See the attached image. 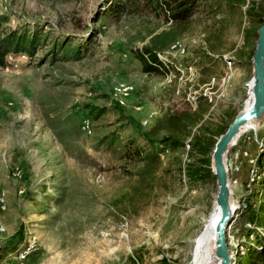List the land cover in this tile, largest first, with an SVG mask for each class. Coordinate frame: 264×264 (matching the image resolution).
<instances>
[{
	"label": "rangeland",
	"instance_id": "1",
	"mask_svg": "<svg viewBox=\"0 0 264 264\" xmlns=\"http://www.w3.org/2000/svg\"><path fill=\"white\" fill-rule=\"evenodd\" d=\"M110 1L0 0L6 27L43 36L32 59L0 67V264H192L217 193L214 176L188 177L192 143L199 132L216 142L247 109L252 64L243 52L254 51L261 20L246 11L263 16L264 0L199 12L180 27L142 2L116 22L101 19ZM162 32L175 37L160 55L162 75H146L130 51ZM64 45L81 59L64 57ZM193 114L194 125L170 128L178 150L162 143L166 116ZM263 120L225 154L232 264L264 261H245L264 250ZM152 149L158 159L143 161Z\"/></svg>",
	"mask_w": 264,
	"mask_h": 264
},
{
	"label": "trees",
	"instance_id": "2",
	"mask_svg": "<svg viewBox=\"0 0 264 264\" xmlns=\"http://www.w3.org/2000/svg\"><path fill=\"white\" fill-rule=\"evenodd\" d=\"M139 2H142V6L144 8L156 13L160 12L169 25L180 27L183 22L188 21L199 12H201L203 15H206L215 14L221 9H241L243 4L246 3V0H111L110 6L104 11V13L100 14V17L101 19L106 17L107 21L116 22L121 16L134 13L132 10L126 9L127 5L135 6L136 8L138 7ZM248 8L249 9L246 11L247 16L252 18L257 17L260 21L262 15L252 14L255 9L254 6L252 5ZM136 12L137 11H135V13ZM8 22L9 17L7 14L0 13V67H5L8 64L6 61L7 57L17 60L20 58V56H24L25 58L32 59L43 42V36H41L39 32H35L30 35L26 31H21V29L17 26L6 27ZM171 35L172 34L169 32H162L157 35L148 36L149 40L145 46H142L141 49L130 51L131 58L140 65L141 71L144 74L156 76L162 75L161 73L164 63L162 62L163 60L161 59L160 55L165 54L170 42L175 38ZM58 52L62 53L66 58L71 57L75 61H79L81 59V50H72L68 45L60 47ZM253 52L250 53L247 50V52H243V57H247V59L250 60ZM102 113L103 112L99 110L98 113H94L93 110H90V115L93 116L94 119H97ZM196 117V114H193L192 116H166L165 123L167 124L168 132L170 133L162 140V143H167V145L172 150H178L182 146V143L180 142L179 137L174 136V133L170 131V128L177 130L179 127L185 130L187 127L195 124ZM226 130H223L221 135L224 134ZM145 139V141L150 142L152 146L156 145V143L152 142V140L148 137ZM215 143V141L211 142V140L207 138V135H205L203 132H199L195 136L192 143L191 152L194 153V151H196L198 157L197 161L192 163L188 168V177L191 180H200L201 178L203 179V177L213 176L211 172L210 154L213 152ZM150 153L151 154L149 156L142 160H147L149 157L153 158L154 160L158 159L155 150L152 149ZM141 154V150H134L133 155H135L137 158H139ZM244 207V212L251 213L248 215L250 217L251 223L253 225L258 223L259 218L257 210L252 207V201H248L247 205ZM252 256H258L259 258L263 259L264 250L250 251L245 261L248 262Z\"/></svg>",
	"mask_w": 264,
	"mask_h": 264
},
{
	"label": "water",
	"instance_id": "3",
	"mask_svg": "<svg viewBox=\"0 0 264 264\" xmlns=\"http://www.w3.org/2000/svg\"><path fill=\"white\" fill-rule=\"evenodd\" d=\"M251 64L252 106L234 118L225 133L217 139L211 155V172L215 177L217 187L214 203L219 211V219L215 229V254L219 259L220 264H232V258L227 248L226 234L235 214V209L232 207L231 191L228 184L225 154L233 141L240 137L243 128L247 124H253V127L256 123L262 120L264 115V14L261 18V25L257 29V39L251 57Z\"/></svg>",
	"mask_w": 264,
	"mask_h": 264
},
{
	"label": "bare ground",
	"instance_id": "4",
	"mask_svg": "<svg viewBox=\"0 0 264 264\" xmlns=\"http://www.w3.org/2000/svg\"><path fill=\"white\" fill-rule=\"evenodd\" d=\"M179 42H174L171 44L170 47H176ZM20 59H26L24 56H20ZM252 82L249 84V99H248V110L252 106L253 98H252ZM128 97V92L126 89H122L121 92V98L124 99ZM120 103H122L120 101ZM253 124H247L243 130L241 131L240 135H242L244 132L249 130L252 127ZM238 138H236L233 143L229 146H233L237 141ZM6 200L3 195L0 194V211H4L6 208L5 204ZM233 209L236 210V207L232 205ZM219 219V211L217 206L214 203L213 210L211 214L208 216L207 220L202 226L201 231L196 236L192 252H191V260L192 264H220L219 259L217 258L215 251H216V224ZM2 230V227H0V231Z\"/></svg>",
	"mask_w": 264,
	"mask_h": 264
},
{
	"label": "crops",
	"instance_id": "5",
	"mask_svg": "<svg viewBox=\"0 0 264 264\" xmlns=\"http://www.w3.org/2000/svg\"><path fill=\"white\" fill-rule=\"evenodd\" d=\"M232 3H233V2H232ZM195 62L197 63V61H195ZM200 65H201V63L198 62V64L194 65L193 68H194V69H195V68L197 69V68L200 67ZM204 67H205V66H202V68H204ZM202 68H200V69H202ZM196 69H195V70H196ZM150 119H151V118H150ZM150 119H149V120H150Z\"/></svg>",
	"mask_w": 264,
	"mask_h": 264
},
{
	"label": "built area",
	"instance_id": "6",
	"mask_svg": "<svg viewBox=\"0 0 264 264\" xmlns=\"http://www.w3.org/2000/svg\"><path fill=\"white\" fill-rule=\"evenodd\" d=\"M82 127H83V125H82ZM22 257H24V254H21V258H22Z\"/></svg>",
	"mask_w": 264,
	"mask_h": 264
}]
</instances>
